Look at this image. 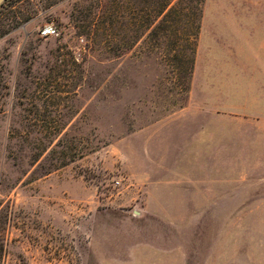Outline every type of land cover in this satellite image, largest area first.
<instances>
[{
	"label": "rangeland",
	"instance_id": "1",
	"mask_svg": "<svg viewBox=\"0 0 264 264\" xmlns=\"http://www.w3.org/2000/svg\"><path fill=\"white\" fill-rule=\"evenodd\" d=\"M152 7L0 4V264H264V0Z\"/></svg>",
	"mask_w": 264,
	"mask_h": 264
},
{
	"label": "trees",
	"instance_id": "2",
	"mask_svg": "<svg viewBox=\"0 0 264 264\" xmlns=\"http://www.w3.org/2000/svg\"><path fill=\"white\" fill-rule=\"evenodd\" d=\"M153 2V7L149 11L152 13L151 16H153L154 19H159L157 24L155 25L156 30L157 28H161V24H165L167 22V19L170 17L175 19L173 16L174 13H178L177 9L175 8H168L171 0H150ZM172 25V24H171ZM173 28V27H172ZM175 29V28H173ZM192 28L190 27V31ZM175 33V32H174ZM153 46L155 49L163 46L164 48H170L171 53L173 54V57H175L181 65H184L186 62H192V58L190 59L189 54H194V40L191 39L190 36H187V38L179 39V40H168V43L166 42H160L159 39L154 40Z\"/></svg>",
	"mask_w": 264,
	"mask_h": 264
},
{
	"label": "crops",
	"instance_id": "3",
	"mask_svg": "<svg viewBox=\"0 0 264 264\" xmlns=\"http://www.w3.org/2000/svg\"><path fill=\"white\" fill-rule=\"evenodd\" d=\"M200 132H201V135L203 136L202 138H205L206 136L210 139L212 138L211 140H214V138H216V132L213 129H207L205 126H202L200 128L199 133ZM205 186H207V187H205ZM216 187H217L216 184L209 186V185H206L204 183H202V184L200 183L197 185V192L196 193H197V195H201V196L217 195L218 192L215 190ZM224 192H227V191L225 190ZM201 201H204V199H201Z\"/></svg>",
	"mask_w": 264,
	"mask_h": 264
},
{
	"label": "built area",
	"instance_id": "4",
	"mask_svg": "<svg viewBox=\"0 0 264 264\" xmlns=\"http://www.w3.org/2000/svg\"><path fill=\"white\" fill-rule=\"evenodd\" d=\"M56 34V29L52 25H46L43 26V28L40 29V36H51Z\"/></svg>",
	"mask_w": 264,
	"mask_h": 264
},
{
	"label": "water",
	"instance_id": "5",
	"mask_svg": "<svg viewBox=\"0 0 264 264\" xmlns=\"http://www.w3.org/2000/svg\"><path fill=\"white\" fill-rule=\"evenodd\" d=\"M5 0H0V4L2 3V2H4Z\"/></svg>",
	"mask_w": 264,
	"mask_h": 264
}]
</instances>
